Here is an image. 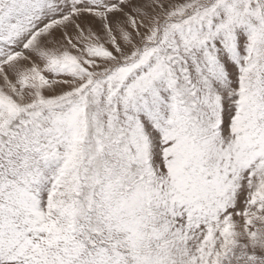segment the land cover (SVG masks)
<instances>
[{"label": "snow or ice", "instance_id": "obj_1", "mask_svg": "<svg viewBox=\"0 0 264 264\" xmlns=\"http://www.w3.org/2000/svg\"><path fill=\"white\" fill-rule=\"evenodd\" d=\"M0 264H264V0H0Z\"/></svg>", "mask_w": 264, "mask_h": 264}]
</instances>
